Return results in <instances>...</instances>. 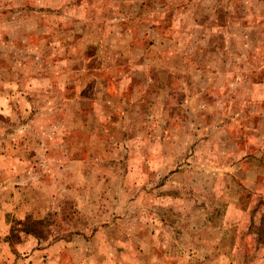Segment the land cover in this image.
Segmentation results:
<instances>
[{
    "label": "rangeland",
    "instance_id": "1",
    "mask_svg": "<svg viewBox=\"0 0 264 264\" xmlns=\"http://www.w3.org/2000/svg\"><path fill=\"white\" fill-rule=\"evenodd\" d=\"M0 264H264V0H0Z\"/></svg>",
    "mask_w": 264,
    "mask_h": 264
},
{
    "label": "crops",
    "instance_id": "2",
    "mask_svg": "<svg viewBox=\"0 0 264 264\" xmlns=\"http://www.w3.org/2000/svg\"><path fill=\"white\" fill-rule=\"evenodd\" d=\"M191 1H198V0H191ZM226 10H228L227 7H226ZM219 13H220V20H219L220 25L219 26L220 27L222 26L224 28H227L229 25H228V22H225V21L230 17V16H228L230 14V11L219 10ZM251 27L254 28L253 25ZM156 32L158 33L159 31H156ZM138 34H140L139 31H138ZM159 34H161V33L159 32ZM95 57H96V55H95ZM97 67H99V63H98V66ZM101 87H102V89H104L103 86H101Z\"/></svg>",
    "mask_w": 264,
    "mask_h": 264
}]
</instances>
